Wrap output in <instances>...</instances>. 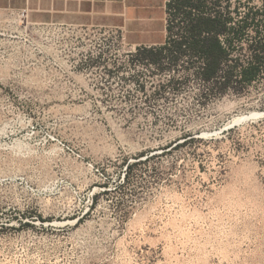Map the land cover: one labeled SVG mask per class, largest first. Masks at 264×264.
Instances as JSON below:
<instances>
[{"label": "rangeland", "instance_id": "1", "mask_svg": "<svg viewBox=\"0 0 264 264\" xmlns=\"http://www.w3.org/2000/svg\"><path fill=\"white\" fill-rule=\"evenodd\" d=\"M229 3L245 60L264 0ZM187 65L0 11V264H264V78Z\"/></svg>", "mask_w": 264, "mask_h": 264}, {"label": "trees", "instance_id": "2", "mask_svg": "<svg viewBox=\"0 0 264 264\" xmlns=\"http://www.w3.org/2000/svg\"><path fill=\"white\" fill-rule=\"evenodd\" d=\"M225 1V4H223ZM230 0H168V37L164 44L138 47L148 62L169 61V69L186 58L188 70L209 85L208 92L220 93L236 83L246 85L264 78V36L249 45V56H237L236 40L243 39L257 15L249 11L237 19ZM222 7V9H220ZM179 33L174 37L172 33ZM259 32V31H257Z\"/></svg>", "mask_w": 264, "mask_h": 264}, {"label": "crops", "instance_id": "3", "mask_svg": "<svg viewBox=\"0 0 264 264\" xmlns=\"http://www.w3.org/2000/svg\"><path fill=\"white\" fill-rule=\"evenodd\" d=\"M168 0H0V11L33 24L92 27L118 33L133 47L159 46L168 37Z\"/></svg>", "mask_w": 264, "mask_h": 264}]
</instances>
